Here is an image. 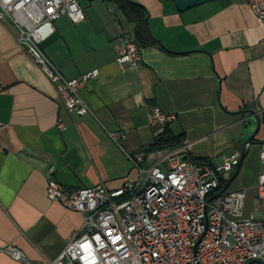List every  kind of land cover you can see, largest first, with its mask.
<instances>
[{
    "label": "crops",
    "instance_id": "0c3cea01",
    "mask_svg": "<svg viewBox=\"0 0 264 264\" xmlns=\"http://www.w3.org/2000/svg\"><path fill=\"white\" fill-rule=\"evenodd\" d=\"M75 1L83 21L60 17L40 48L66 80L98 71L80 91L89 109L83 116L66 113L17 42L14 25L0 23V248H16L25 259L0 253V264L51 262L79 231L81 214L47 200L48 180L70 192L96 184L116 189L136 179L127 156L159 133L150 121L152 106L175 116L168 125L184 134L188 156L213 167L240 154L255 129V118L242 112L258 114L254 143L232 182L233 191L246 192L244 216L264 222V199L256 191L264 142V32L246 1L216 0L178 12L171 0H130L146 10L153 43L140 47L138 65L124 68L115 63L116 50L123 39L134 42V24L114 0ZM59 118L63 131L56 128ZM115 132L122 137L116 142L109 137ZM156 153L141 165L155 163Z\"/></svg>",
    "mask_w": 264,
    "mask_h": 264
},
{
    "label": "built area",
    "instance_id": "2783aa9c",
    "mask_svg": "<svg viewBox=\"0 0 264 264\" xmlns=\"http://www.w3.org/2000/svg\"><path fill=\"white\" fill-rule=\"evenodd\" d=\"M264 32V0H245ZM60 17L71 23L84 15L75 0H0V23L16 28L17 42L54 86L69 116L89 113L80 91L97 77L92 70L66 80L43 54L40 45L53 33ZM141 62V48L121 40L115 63L119 68ZM159 133L175 120L156 106L149 111ZM56 128L63 131L61 119ZM114 142L122 138L110 133ZM137 177L116 189L103 184L67 192L48 180L45 196L63 208L81 214L82 224L61 254L45 264H264V222L245 217L244 190L219 195L220 180L227 181L239 154L224 158L217 167L190 161L184 145L168 149L144 169L142 153L128 155ZM256 191L264 199V142ZM221 190V189H220ZM0 253L17 262L23 254L11 246Z\"/></svg>",
    "mask_w": 264,
    "mask_h": 264
},
{
    "label": "trees",
    "instance_id": "16d2710c",
    "mask_svg": "<svg viewBox=\"0 0 264 264\" xmlns=\"http://www.w3.org/2000/svg\"><path fill=\"white\" fill-rule=\"evenodd\" d=\"M118 8L128 21L134 24V43L139 47L153 43V40L148 35V30L145 23V12L140 5L126 2L125 0H114ZM184 134H174L169 128V125L164 126L162 131L153 137L151 143L143 148L140 153L144 157L151 153L161 152L172 149L184 144ZM190 161L196 164H207L205 159H191ZM225 184V181L220 180V185ZM222 187L219 188V191Z\"/></svg>",
    "mask_w": 264,
    "mask_h": 264
},
{
    "label": "water",
    "instance_id": "95a60500",
    "mask_svg": "<svg viewBox=\"0 0 264 264\" xmlns=\"http://www.w3.org/2000/svg\"><path fill=\"white\" fill-rule=\"evenodd\" d=\"M126 2H129V3H133L131 2L130 0H125ZM175 9L178 11V12H185V11H188L194 7H197L199 5H202L203 3L205 2H211V1H216V0H171ZM136 4V3H134ZM142 9L144 10L145 12V23H146V27H147V30H148V35L150 36L151 39L152 36L150 34V31H149V28H148V23H147V17H148V14L146 12V10L142 7ZM244 114H248L249 116H253L255 118V121H256V127L254 129V131L240 144V154H239V158H238V162H237V165L231 175V177L225 182V184H223L221 190L218 192L217 195L227 191V189L229 188L231 182L235 179V177L237 176L239 170H240V167H241V164H242V161L247 153V150L248 148L254 143L253 139L259 129V117H258V114L253 112V111H244L242 112ZM253 263H256V264H259L257 262H249L248 264H253Z\"/></svg>",
    "mask_w": 264,
    "mask_h": 264
},
{
    "label": "rangeland",
    "instance_id": "374dc122",
    "mask_svg": "<svg viewBox=\"0 0 264 264\" xmlns=\"http://www.w3.org/2000/svg\"><path fill=\"white\" fill-rule=\"evenodd\" d=\"M254 131V130H253ZM252 131V132H253ZM251 134V133H250ZM244 141V140H243ZM251 147V146H250ZM252 150V149H251ZM162 154V152H157L156 154H154V158H157L159 155H161ZM253 155V153L251 152L249 155H248V158H250L251 156ZM147 164H148V162L146 161L143 165H141V167L142 168H144V169H146L147 168ZM235 183L234 182H232L231 183V185L229 186V188L227 189L228 191H233L234 189H235ZM254 264H256V263H254Z\"/></svg>",
    "mask_w": 264,
    "mask_h": 264
}]
</instances>
